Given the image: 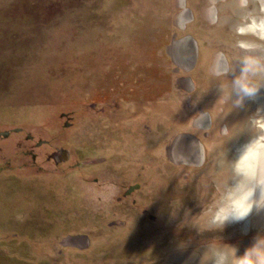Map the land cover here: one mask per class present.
Wrapping results in <instances>:
<instances>
[{
    "label": "rangeland",
    "instance_id": "rangeland-1",
    "mask_svg": "<svg viewBox=\"0 0 264 264\" xmlns=\"http://www.w3.org/2000/svg\"><path fill=\"white\" fill-rule=\"evenodd\" d=\"M262 19L264 0H0V264H198L207 239L241 255L264 236V211L186 223L210 222L237 147L261 136L260 104L233 107L226 86L264 62ZM183 135L204 145L196 166L174 163Z\"/></svg>",
    "mask_w": 264,
    "mask_h": 264
},
{
    "label": "clouds",
    "instance_id": "clouds-1",
    "mask_svg": "<svg viewBox=\"0 0 264 264\" xmlns=\"http://www.w3.org/2000/svg\"><path fill=\"white\" fill-rule=\"evenodd\" d=\"M239 64V73L226 86L229 97L235 96L233 107L243 106L245 98H254L264 86V62L246 56ZM234 71L235 67H230L217 75L227 77ZM220 90L223 95L225 86L220 85ZM230 168L231 177L224 184L218 210L210 222L202 224L197 218L203 209L187 219L191 220L187 226L198 234L222 230L228 223L246 219L254 209L264 211V136L257 135L244 145L237 158L230 161ZM183 246L187 247V242ZM202 247V254L198 255L199 249H195L190 257L198 264H264V236H258L241 255H237L235 246L217 238L203 241Z\"/></svg>",
    "mask_w": 264,
    "mask_h": 264
},
{
    "label": "bare ground",
    "instance_id": "bare-ground-1",
    "mask_svg": "<svg viewBox=\"0 0 264 264\" xmlns=\"http://www.w3.org/2000/svg\"><path fill=\"white\" fill-rule=\"evenodd\" d=\"M214 1V3H216L218 0H213ZM263 7V6H262ZM186 9V8H185ZM213 16V15H212ZM184 19H185V17H184ZM254 19V18H253ZM248 27H250V29H248V31H253V32H256V33H262V34H264V19H262V21L261 22H259V21H256V20H253V22H252V24L251 25H249ZM242 32H245V30H243ZM190 42V39L188 40V38H186V39H184L179 45H176V48H182L184 45H185V43H189ZM191 48H192V58H191V60H190V64L189 65H187L186 67L187 68H191V67H193L194 66V61L196 60L197 61V56H198V52H197V44L195 45V43H193L192 41H191ZM248 49H253V47H250L249 48V46H248ZM176 55V54H175ZM181 55H182V51H181ZM181 55H180V58H179V56L178 55H176V57L178 56V59L180 60V62L183 64V60H182V57H181ZM222 64L223 63V61L222 60H220L219 62H218V65L219 64ZM217 65V66H218ZM219 68H223V66H219ZM255 99L257 100V102L260 104V107H261V109H262V111H264V103H262L261 102V100L260 99H258L257 98V95L255 96ZM206 117V116H205ZM258 126H259V128H260V130H261V136H264V119H260V121L258 122ZM184 139H187V140H193V138L192 137H190V136H184L183 137ZM196 145H197V147H198V150H199V152H198V159H197V162H202V160H203V158H204V153H203V145L198 141V140H196ZM244 145H246V144H244ZM242 148H243V146H238L237 147V156L239 155V153H240V151L242 150ZM248 223V222H247Z\"/></svg>",
    "mask_w": 264,
    "mask_h": 264
},
{
    "label": "flooded vegetation",
    "instance_id": "flooded-vegetation-1",
    "mask_svg": "<svg viewBox=\"0 0 264 264\" xmlns=\"http://www.w3.org/2000/svg\"><path fill=\"white\" fill-rule=\"evenodd\" d=\"M173 52V51H172ZM207 114L204 112V111H201L199 117L197 118L196 120V125L198 128H206L207 125H206V118L205 120H203V116H206ZM207 119H208V116H207ZM205 123H204V122ZM183 136H179L176 138V140L174 141V143L172 144V150H171V153H172V158L174 159V163L175 164H182V163H185L186 165L188 166H196V162H197V157H196V149L194 151V153L192 155L188 154V155H183L181 156L180 155V149H181V144L184 140H187V139H184ZM193 138V137H192ZM196 140L195 138H193V140H188V142H192L195 146H196ZM202 144V143H201ZM190 146L191 143L189 144ZM203 145V144H202ZM194 148V147H193ZM235 148V146H234ZM234 148H233V151H234ZM203 153H204V158H205V150H204V145H203ZM62 157L64 158V156L61 155V152L58 153V155H55V160L59 158V160H63ZM204 158L202 160V162L204 161ZM199 163V162H198ZM255 210V209H254ZM253 210V212H254ZM252 212V213H253ZM249 222V221H247ZM247 226V225H246Z\"/></svg>",
    "mask_w": 264,
    "mask_h": 264
},
{
    "label": "water",
    "instance_id": "water-1",
    "mask_svg": "<svg viewBox=\"0 0 264 264\" xmlns=\"http://www.w3.org/2000/svg\"><path fill=\"white\" fill-rule=\"evenodd\" d=\"M61 153H63V152L61 151ZM63 155L65 156V152H64V154H63ZM63 155H62V156H63Z\"/></svg>",
    "mask_w": 264,
    "mask_h": 264
}]
</instances>
